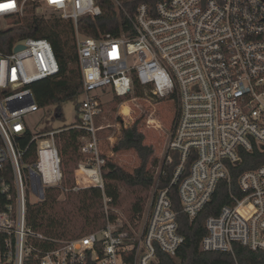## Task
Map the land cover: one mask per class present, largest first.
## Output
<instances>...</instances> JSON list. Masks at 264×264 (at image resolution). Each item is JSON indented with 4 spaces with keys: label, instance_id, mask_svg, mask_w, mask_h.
Listing matches in <instances>:
<instances>
[{
    "label": "built area",
    "instance_id": "built-area-1",
    "mask_svg": "<svg viewBox=\"0 0 264 264\" xmlns=\"http://www.w3.org/2000/svg\"><path fill=\"white\" fill-rule=\"evenodd\" d=\"M103 1L0 0L6 24L0 29L31 14L76 27L83 91L77 123L64 129L84 131L78 143L86 159L76 170V189L104 188L98 133L105 127L96 124L102 96L110 90L127 97L136 80L155 98L176 104L163 164L172 163L173 152L180 163L169 187L160 186L159 170L138 233L120 219L108 220L102 230L42 248L52 240L28 227L27 202L43 201L46 189L63 183L56 146L62 130L33 137L27 148L36 144L37 161L31 164L23 161L27 148L20 149L18 137L29 130L27 118L40 111L32 86L56 77L60 65L47 39L27 38L11 53L0 52V168L9 163L13 176L12 184L0 183V264H154L158 250L176 257L185 237L171 186H177L181 212L194 221L223 182L230 201L205 221L200 249L231 254L235 262L229 264H239L235 245L264 252V163L232 183L245 153L264 152V0H107L120 21L117 33L81 35L80 20L101 17ZM19 45L24 49L16 52Z\"/></svg>",
    "mask_w": 264,
    "mask_h": 264
},
{
    "label": "trees",
    "instance_id": "trees-1",
    "mask_svg": "<svg viewBox=\"0 0 264 264\" xmlns=\"http://www.w3.org/2000/svg\"><path fill=\"white\" fill-rule=\"evenodd\" d=\"M103 15L97 19L84 18L80 20L78 32L86 37L98 38L101 34H116L119 29V18L114 6L107 0L103 3ZM130 7V6H129ZM131 9V8H130ZM13 27L0 29V52L11 53L13 47L27 39H47L52 44L60 65V73L54 78H48L34 84L33 90L37 97L39 107H53L58 118H62L64 104L78 98L83 91L81 70L78 60V43L76 27L71 20L58 17L44 19L34 14L22 19H14ZM134 91L138 97L145 92V87L136 80ZM4 93L0 92V96ZM129 95L127 96V98ZM118 100L121 98L116 97ZM124 100V99H123ZM136 122L129 128H123L118 142L114 145V152L133 151L139 159V165L132 172L125 170L113 157L105 158L102 167L104 188L87 186L77 188L74 176L79 164L86 159L82 154L78 138L84 135V131L78 129L62 130L56 136V146L61 156V163L66 179L59 187L46 189L43 201L37 203L27 202L26 222L34 232L42 234L52 240L44 242L41 247L51 249L56 247L55 241L71 240L83 237L89 233L102 230L108 220L115 221L116 217L111 210L106 213L105 199L111 208H119L122 205L125 193L130 194L129 219H140L148 193L153 187L156 178L155 171L150 167L151 158L155 154L154 147L145 145L144 135ZM148 127V125L146 124ZM108 130L111 128H107ZM149 129V127L147 128ZM101 130V137L105 131ZM33 133L28 130L18 137V145L24 150L33 140ZM1 144V138H0ZM172 163L162 165L163 174L159 178L162 188L169 187L174 172L179 165V154L171 153ZM25 164L37 161V146L33 143L24 155ZM264 163V152L255 151L245 153L242 163L237 167L233 175V186L237 185L238 176L249 169L256 168ZM191 160L186 166L183 178L189 173ZM83 177L82 172L79 173ZM12 169L9 163L0 168V183L5 181L12 184ZM234 188V187H233ZM235 190V188H234ZM64 197L61 199V197ZM170 197L173 208L178 213L179 232L185 237V243L178 251L176 257L157 251L158 263L154 264H229L234 263V257L229 253L205 252L200 249V244L206 235L205 221L211 215H217L220 209L229 203V188L225 182L219 185L212 202L200 213L197 219L191 221L187 215L181 212V203L177 194V186L170 189ZM0 200L3 197L0 195ZM5 204L7 202H1ZM236 261L239 264H264V252H254L247 247L235 245ZM25 264H37L34 260H28Z\"/></svg>",
    "mask_w": 264,
    "mask_h": 264
},
{
    "label": "rangeland",
    "instance_id": "rangeland-1",
    "mask_svg": "<svg viewBox=\"0 0 264 264\" xmlns=\"http://www.w3.org/2000/svg\"><path fill=\"white\" fill-rule=\"evenodd\" d=\"M47 16L51 17V14L47 13ZM5 25V23L0 22V28L5 27ZM102 98L105 101L103 113L96 119L97 126H102L106 129L101 136L102 154L107 157H113L115 162L125 170L132 172L133 169L139 165V159L135 152L125 151L116 153L113 151V146L118 142L123 128H129L136 122H139L138 128L144 135V144L154 147L155 154L151 158L150 167L157 175L162 168L167 153V143L171 136V130L175 125L177 116L176 104L169 101V99H157L149 91H145L141 97H138L136 91L133 90L128 98L124 97L118 100L116 96L108 90L107 94L105 93ZM80 100L81 97H78L64 104L62 107V118H57V114L53 107L40 108L38 113L27 118L29 130L34 136H45L51 131L64 130L74 126L78 120L77 106ZM121 104H124L126 107L123 108L124 105L122 106V114L118 117V120H116ZM146 124L149 129H147L148 127ZM107 128L111 129L108 130ZM112 135H115L114 141L107 140V137H111ZM62 172L65 180L66 175L64 174L63 168ZM73 177L76 179V170ZM144 195L147 197L144 208L145 211L151 201L153 195L152 190ZM63 198L62 196L61 199ZM131 200L130 194L126 192L121 207L110 208L108 199H105V210L108 214L110 209L111 213L116 217L115 220L120 219L121 222L133 227L138 233L142 229L143 220L142 217L135 221L129 219Z\"/></svg>",
    "mask_w": 264,
    "mask_h": 264
},
{
    "label": "crops",
    "instance_id": "crops-1",
    "mask_svg": "<svg viewBox=\"0 0 264 264\" xmlns=\"http://www.w3.org/2000/svg\"><path fill=\"white\" fill-rule=\"evenodd\" d=\"M107 92L108 91H106L105 93L107 94ZM105 93H104V95H105ZM100 137V136H99ZM101 138V137H100ZM114 139H115V135H112L111 137H107V140H109V141H114ZM101 140H102V138H101ZM114 147V146H113ZM104 155V154H103ZM111 157V156H110Z\"/></svg>",
    "mask_w": 264,
    "mask_h": 264
},
{
    "label": "water",
    "instance_id": "water-1",
    "mask_svg": "<svg viewBox=\"0 0 264 264\" xmlns=\"http://www.w3.org/2000/svg\"><path fill=\"white\" fill-rule=\"evenodd\" d=\"M22 49H24V46L19 45V46H17V47L15 48V51L17 52V51H20V50H22ZM57 118H58V116H57Z\"/></svg>",
    "mask_w": 264,
    "mask_h": 264
},
{
    "label": "bare ground",
    "instance_id": "bare-ground-1",
    "mask_svg": "<svg viewBox=\"0 0 264 264\" xmlns=\"http://www.w3.org/2000/svg\"><path fill=\"white\" fill-rule=\"evenodd\" d=\"M123 105H124V104H123ZM124 107H126V106L124 105L123 108H124ZM123 108H122V109H123ZM82 173H83V172H82ZM84 175L86 176V174H84Z\"/></svg>",
    "mask_w": 264,
    "mask_h": 264
}]
</instances>
